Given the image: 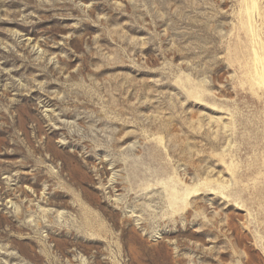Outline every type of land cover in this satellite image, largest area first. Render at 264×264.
<instances>
[{
    "label": "rangeland",
    "instance_id": "1",
    "mask_svg": "<svg viewBox=\"0 0 264 264\" xmlns=\"http://www.w3.org/2000/svg\"><path fill=\"white\" fill-rule=\"evenodd\" d=\"M0 264H264V0H0Z\"/></svg>",
    "mask_w": 264,
    "mask_h": 264
}]
</instances>
